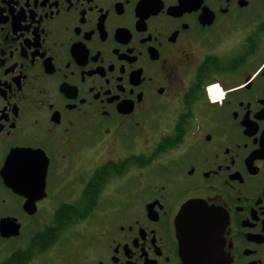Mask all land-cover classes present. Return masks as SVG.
I'll use <instances>...</instances> for the list:
<instances>
[{"label":"flooded vegetation","instance_id":"af4514ba","mask_svg":"<svg viewBox=\"0 0 264 264\" xmlns=\"http://www.w3.org/2000/svg\"><path fill=\"white\" fill-rule=\"evenodd\" d=\"M190 201L264 264V0H0V264H183Z\"/></svg>","mask_w":264,"mask_h":264},{"label":"water","instance_id":"95a60500","mask_svg":"<svg viewBox=\"0 0 264 264\" xmlns=\"http://www.w3.org/2000/svg\"><path fill=\"white\" fill-rule=\"evenodd\" d=\"M176 238L183 264H228L223 259L219 234L221 215L203 202L185 203L175 218ZM19 225L6 223L2 236H17Z\"/></svg>","mask_w":264,"mask_h":264},{"label":"trees","instance_id":"16d2710c","mask_svg":"<svg viewBox=\"0 0 264 264\" xmlns=\"http://www.w3.org/2000/svg\"><path fill=\"white\" fill-rule=\"evenodd\" d=\"M53 239L54 238L48 239V243H50ZM18 257L20 258L21 262L24 261V258H23L24 256L22 254H20ZM14 264H17V261H14Z\"/></svg>","mask_w":264,"mask_h":264}]
</instances>
